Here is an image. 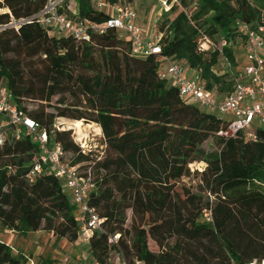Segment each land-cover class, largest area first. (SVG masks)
Returning <instances> with one entry per match:
<instances>
[{"label": "trees", "instance_id": "16d2710c", "mask_svg": "<svg viewBox=\"0 0 264 264\" xmlns=\"http://www.w3.org/2000/svg\"><path fill=\"white\" fill-rule=\"evenodd\" d=\"M91 1L76 0L74 16L102 22L109 12ZM178 2L183 10L193 4L191 16L181 11L164 19L160 53L142 58L131 55L129 39L114 29L78 42L49 35L35 20L10 25L39 12L45 0L0 1V9L8 8L0 12V87L61 144L65 161L90 174L94 185L87 203L103 221L86 245L97 264H112L114 248L127 264H243L264 258V128H256L253 140L241 132L220 133L227 128L224 117L184 101L159 75L161 58L170 57L194 71L217 98L229 94L241 73L233 47L200 50L197 38L218 34L239 43L237 23H264V0ZM222 57L232 69L220 64ZM25 101L36 107L28 109ZM57 117L96 124L99 146L91 141L82 150L68 130L56 128ZM208 138L213 150L201 146ZM38 150L30 138L15 139L7 130L0 145V226L17 234L44 230L74 242L81 222L61 181L53 174L26 176ZM191 177L198 178L195 184L176 187ZM127 210L133 213L129 227ZM149 238L157 250L149 249ZM11 249L0 240V264H26L23 252Z\"/></svg>", "mask_w": 264, "mask_h": 264}, {"label": "built area", "instance_id": "2783aa9c", "mask_svg": "<svg viewBox=\"0 0 264 264\" xmlns=\"http://www.w3.org/2000/svg\"><path fill=\"white\" fill-rule=\"evenodd\" d=\"M2 1V0H0ZM165 10H169L178 0H159ZM64 6L71 10L67 0H45L42 9L27 19L12 20L10 25L17 26L20 21L35 20L46 28L49 35H69L75 41L88 42L92 34H103L108 29H114L118 34H124L130 41V53L135 57H146L150 54L160 53L161 33L146 34L138 23L137 13L131 6L113 2L109 8L111 12L102 22L74 16L76 11L71 10V16L63 11ZM5 26H0L3 28ZM237 38L240 39L245 51L247 63L243 66L239 77L235 78L232 90L222 98H217L213 91L204 88L196 73L189 76L180 62L170 57H162L159 75L167 82L175 85L179 97L186 102L197 104L207 111L216 113L227 120V128L223 132L233 135L241 132L246 139L255 138L257 127L264 128V23L256 24L237 23ZM232 42L221 38L216 45L214 40L202 35L198 39L200 50L217 49L220 53L223 46ZM220 63L224 68L232 69L229 62L222 57ZM0 114L4 120L0 123V145L3 144L7 130L18 139L22 135L38 144L39 150L33 156L27 178L40 173L53 174L61 181L63 190L69 195L71 202L77 206L78 219L81 222L78 238L87 242L94 231H102V218L94 208L87 203L88 193L93 188L90 174L83 176L78 165H71L64 159V151L60 143L49 138L45 128L27 116L21 109L12 103L10 93L0 87ZM82 150L89 149L86 140L76 142ZM209 217V213H204ZM118 235L109 237V242H115ZM26 258V256H25ZM67 261L64 255L61 261ZM26 264H36L28 258ZM135 264H143L136 261ZM243 264H264V258L252 259Z\"/></svg>", "mask_w": 264, "mask_h": 264}, {"label": "rangeland", "instance_id": "374dc122", "mask_svg": "<svg viewBox=\"0 0 264 264\" xmlns=\"http://www.w3.org/2000/svg\"><path fill=\"white\" fill-rule=\"evenodd\" d=\"M116 2H119L120 4L123 5L131 6L135 9L137 13L138 23L142 26V28L145 30L146 34L148 35L158 33L159 25L164 19L171 20L181 11H184L188 14V16H191L194 10L193 4L189 5L183 10L181 5L176 3L169 10H165L162 8L159 0H117ZM5 3L6 5L11 4V2L9 1H6ZM91 3L95 9L105 10L110 13L111 9L109 8V6L113 2H110L109 0H92ZM67 4L70 5L72 11L76 10L77 8L76 0H67ZM67 7L68 6H64L63 11L69 16H71L72 14L71 10L68 9ZM7 9H8L7 7H4L0 9V12H4ZM262 18H264V11H262ZM192 22L194 21L192 20ZM195 22L197 26H200L202 23L200 19L196 20ZM118 37L126 38L124 34H118ZM211 38L214 40L216 45L219 44L220 37L218 34H215ZM197 39H199V37ZM231 47H233L232 48L233 53L239 62L237 67L238 69L242 70L243 69L242 63L245 61L243 60V57H245L246 55L244 48L242 45L239 46V43H236L235 41H232ZM220 66L221 65L218 63L217 68L220 69L221 68ZM185 69L189 76L195 74L194 71L189 70L187 68ZM56 99L57 96L52 99L51 104H54ZM25 105L27 106L28 109L36 107V103L30 101H25ZM46 110H52V109L50 107H46ZM80 121L82 122V124L80 126L79 131L73 127L72 125V123L74 122L73 120L64 117L55 118L54 125L58 130H68L70 132V137H72L73 142H79V141L81 142L82 140H86L88 144H90L92 141L96 143V146H99L101 140L100 128L94 123L91 122L86 123L82 120ZM201 146L204 150H213L215 147L211 138H208ZM69 154L70 153L66 154L65 157H68ZM191 166L192 168H194L193 165ZM195 166L201 167L202 163L199 162ZM197 179H198L197 177H191V180L188 178H183L181 181L179 180L176 187H179L181 182H184L186 184L189 183L195 184L197 182ZM74 214L78 215L79 214L78 210H75ZM132 215L133 213L131 210L126 211L127 227H129L130 225ZM1 232L4 233L3 228H1L0 226V233ZM13 233L15 234L16 237L9 243V245L12 248L11 250L13 253L18 251V254H20V252H23V254L26 256V261H28V258L32 260L33 258H35L38 264H61L63 256L66 255L65 252L68 253L67 248L66 249L64 247L60 248V245H58L57 243L58 239H54L55 241H53L51 238L46 239V237H37L32 239L29 236H25V234H17L16 232ZM75 241L78 242V246L76 245L73 246L75 252L74 254H72V256L69 255L70 258L68 260L70 262L66 261L63 262L62 264H97L88 254L87 245L84 246L82 244V241L79 239H76ZM147 243L149 249L154 251L158 249V246L156 245L155 241L152 240L151 238L148 239ZM109 260L112 264H127L126 260L124 259L121 252L117 248H114L109 252Z\"/></svg>", "mask_w": 264, "mask_h": 264}, {"label": "crops", "instance_id": "0c3cea01", "mask_svg": "<svg viewBox=\"0 0 264 264\" xmlns=\"http://www.w3.org/2000/svg\"><path fill=\"white\" fill-rule=\"evenodd\" d=\"M3 231H4V233L3 232H1L0 233V240H2V241H4V242H6V243H10L13 239H15V234L13 233L14 231H12V230H8V229H3ZM25 236H29L30 238H32V239H34V238H37V237H46V239H49V238H51L53 241H55L54 239H56L53 235H52V233L51 232H47V231H44V230H39V231H32V232H28V233H26L25 234ZM79 240H81L82 241V239L81 238H78ZM51 240V241H52ZM54 243V242H53ZM58 245H60V248H67V252L68 253H66L65 252V254H66V256H67V254H68V256H67V261H69L68 259L70 258V256L69 255H71L72 256V254H74V252H75V249H74V245H76V246H78V242H76V241H74V244H73V242H68L67 240H65V239H63V238H60V239H58ZM82 244L84 245V246H86V242H83L82 241ZM77 248V247H76ZM82 248H84V247H82ZM27 249V248H26ZM33 260H34V262L36 263V264H38V262H37V260H35V258H33ZM44 261H46V260H44ZM70 262V261H69Z\"/></svg>", "mask_w": 264, "mask_h": 264}, {"label": "bare ground", "instance_id": "6f19581e", "mask_svg": "<svg viewBox=\"0 0 264 264\" xmlns=\"http://www.w3.org/2000/svg\"><path fill=\"white\" fill-rule=\"evenodd\" d=\"M82 122L80 120H76L72 123L73 127L76 128L78 131L80 130ZM67 127V126H66Z\"/></svg>", "mask_w": 264, "mask_h": 264}]
</instances>
